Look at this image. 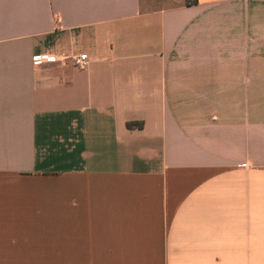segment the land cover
Returning a JSON list of instances; mask_svg holds the SVG:
<instances>
[{"label": "crops", "instance_id": "obj_1", "mask_svg": "<svg viewBox=\"0 0 264 264\" xmlns=\"http://www.w3.org/2000/svg\"><path fill=\"white\" fill-rule=\"evenodd\" d=\"M0 264H264V0H0Z\"/></svg>", "mask_w": 264, "mask_h": 264}, {"label": "built area", "instance_id": "obj_2", "mask_svg": "<svg viewBox=\"0 0 264 264\" xmlns=\"http://www.w3.org/2000/svg\"><path fill=\"white\" fill-rule=\"evenodd\" d=\"M34 65L40 66L48 63H64L72 64L76 68L83 69L89 63V56L87 54H75L71 56L58 57L56 55H40L35 56L33 59Z\"/></svg>", "mask_w": 264, "mask_h": 264}, {"label": "trees", "instance_id": "obj_3", "mask_svg": "<svg viewBox=\"0 0 264 264\" xmlns=\"http://www.w3.org/2000/svg\"><path fill=\"white\" fill-rule=\"evenodd\" d=\"M128 127L133 129V128H142L143 127V123L141 122H131L128 123Z\"/></svg>", "mask_w": 264, "mask_h": 264}]
</instances>
